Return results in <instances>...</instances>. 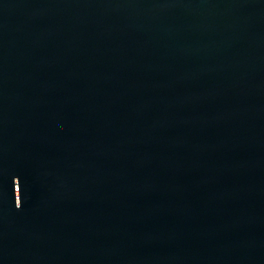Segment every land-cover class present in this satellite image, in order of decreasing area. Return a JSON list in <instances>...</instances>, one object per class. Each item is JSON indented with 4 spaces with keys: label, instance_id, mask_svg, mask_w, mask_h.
Returning a JSON list of instances; mask_svg holds the SVG:
<instances>
[{
    "label": "water",
    "instance_id": "water-1",
    "mask_svg": "<svg viewBox=\"0 0 264 264\" xmlns=\"http://www.w3.org/2000/svg\"><path fill=\"white\" fill-rule=\"evenodd\" d=\"M0 264H264V0H0Z\"/></svg>",
    "mask_w": 264,
    "mask_h": 264
}]
</instances>
